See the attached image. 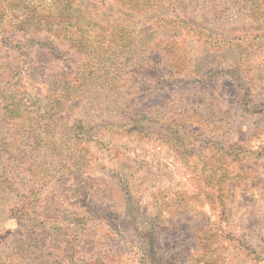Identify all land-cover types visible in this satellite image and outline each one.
Returning a JSON list of instances; mask_svg holds the SVG:
<instances>
[{
  "label": "rangeland",
  "instance_id": "1",
  "mask_svg": "<svg viewBox=\"0 0 264 264\" xmlns=\"http://www.w3.org/2000/svg\"><path fill=\"white\" fill-rule=\"evenodd\" d=\"M67 1L71 10L80 8L96 20H148L151 27L161 11L154 0H137L133 12L125 11L122 0ZM55 4L47 0L40 7L52 15ZM178 5L190 12L189 21L173 31L167 28L170 21L153 26L155 50L149 52L143 77L163 83L166 57L181 54L194 59L189 70L195 73L182 75L189 91L182 95L165 84L158 87L149 102L140 101L152 115L149 121L142 120L140 134L125 135L112 128L124 123L118 118L126 100L117 97L122 93L85 83L57 115L59 136L52 142L55 152L65 154L66 145L80 140L70 148L74 157L82 151L79 165L85 164L75 174L46 151L39 158L50 160L48 167L27 169L35 154L21 153V158L11 152L18 137L13 127L19 128L22 119H10L2 107L0 171L6 175L0 192L8 187L13 195H0V264H264V0H183ZM46 23L47 17L28 24V40L16 37L21 46L16 38L0 37V88L12 91L20 79L19 93L27 99L25 83L32 74L31 93H39L38 104L41 97L59 96L61 76L78 63L84 67L90 44L95 49L86 55L94 67L102 59L99 44L108 38L92 36L88 44L73 45L72 38H82L67 24L48 32ZM13 25L0 26V32L22 29ZM91 30L96 33L98 27ZM42 33L52 35L57 47ZM22 49L25 63L14 70L13 56ZM119 69L127 83L130 70ZM80 128L83 137L74 136Z\"/></svg>",
  "mask_w": 264,
  "mask_h": 264
},
{
  "label": "trees",
  "instance_id": "2",
  "mask_svg": "<svg viewBox=\"0 0 264 264\" xmlns=\"http://www.w3.org/2000/svg\"><path fill=\"white\" fill-rule=\"evenodd\" d=\"M37 1L38 0L1 1L0 26H5L7 24L10 25L12 23L14 24L13 26H19L22 29L17 30L16 27L15 29L12 27L7 33H5L3 27L0 32V37L5 38L6 40L19 37L24 38L23 41H26L31 36L29 34L26 35V32H31V29L26 26L30 23L41 20V18L45 20V17H47L46 30L48 32H51V29L56 30L58 27L67 24L66 29L73 30L74 32L78 33V35L82 38V41H77L72 38L71 43L73 42V45L78 43L80 45L81 43L88 44V38H91L92 36L98 37L103 35L104 37L108 38H106L103 42L101 41L99 44V46H101L102 59L97 62L94 67H92V63L95 64V61L93 58L88 60L86 54L93 53L96 45H87L89 48L86 49V54L83 57V59L86 60V62L82 64L84 67L79 66L78 63L74 66L72 72L66 75L63 74L61 76L64 78L62 81L63 87L60 89L59 96L56 98L41 97L42 99L39 104L35 102L34 100L37 99L39 93H31L32 84L34 82V79H31L33 76L32 74L29 75L27 79L28 82L25 83L27 90H30L27 99L24 98V94H21V92L19 93V90L22 87V82L20 79H18L16 84L13 86V90L16 89L14 92L13 90L11 91L9 89L5 90L2 87L0 88V110H2V107L5 108V113L8 117H10V119H22V123L20 122L19 128L16 126L13 127V130H17L18 137L20 138L17 137L14 139L12 144L13 149H11V152L18 154L17 156L21 158L24 157L21 153L27 152H29V156H32L33 154L36 156L32 161H29L30 164L24 165L27 169L36 171L39 169V166L48 167L50 160H44V156L39 158L40 153L45 151L53 155L56 154V157H59V163H57V165H62L64 168L68 167V169L74 170L73 172L68 170V173H74L75 169L79 170L80 166H85V164L79 165V161L82 159V151L80 149H78V153L76 151V157L72 156L73 154L71 149L76 143L80 144V140H75V142L73 141L70 146L69 144L66 145L65 154L62 151L61 154L60 151L55 152L56 149L54 146L56 145H54L52 142H55L59 136L57 135L56 130L59 129L57 125L61 120L59 117H57V115L61 113L63 108H65V104L68 99H71L73 95H75V93L81 89V87L86 86L87 84L85 83L88 81L94 85L98 84L96 86L108 94L110 92L122 93L117 97L119 100H121L123 97L126 100L122 101L120 104V115L118 118L121 116L124 120V123L116 122L112 125V128H116V130L119 132H124L123 134L125 135L140 134L143 126H145L142 120L146 119L149 121V118L152 115L151 113H145V111L140 107V101L149 102L150 98L153 97L154 91H156L158 87L165 84L167 89H178L182 95H184V92L186 94L187 91H189L188 84H190V82H183V80H186L185 78L187 77H183L182 75H184V73H188V78H191V76L195 73L194 70H189L194 64V59L192 58V61L186 60L187 58L182 57L181 54H178L174 57H166V64L164 65L165 67H169V70H164L165 73L161 74L163 83L158 82L155 84L154 80L143 77L145 75L143 72L144 65L146 62H150V59L147 58L151 55L149 52L151 50H155L154 37L151 36L154 32L153 26L155 25L157 27V25H162V22L164 21H170L171 25L167 26V28H169L168 31H173L178 26H182L183 23L189 21L187 17L190 16V12L186 10L180 11V7L178 5V3H182L183 0H174L176 3L173 4H169L171 0H150L153 1L152 3L161 7V11L158 13V17L155 18L152 27L150 26L151 22H147L148 20H146L145 23L139 21V24L133 23L129 19L113 20L112 18H103L100 19L101 21L96 20V18L93 19L85 12H82V10H79L80 8H78L76 11L71 10L69 7H67L70 6L68 4L69 1L67 0H57V4H55L53 7L56 13L51 15L46 9H42L40 7L42 6V3L47 2V0L40 2ZM122 2L126 5V7L124 6L126 9L125 11L133 12V9H136L137 0H122ZM189 5L192 6V3ZM20 7H27L28 10L21 11V9H19ZM143 23L144 26H142ZM95 25L98 27V31L96 33L91 30ZM23 30L25 31L24 35H22ZM4 34H9L11 37ZM63 34H68L70 37H72L66 30L63 31ZM42 35L45 36L46 40H51L52 44L57 47L56 40L52 39V35H46L44 33H42ZM165 36L167 37V35ZM120 37L123 41L120 39ZM133 39H136V43H130V41ZM162 39L165 40L166 38L162 37ZM18 40L19 39L16 38V41L20 44L19 46H21L22 41ZM32 40L36 41L35 39ZM42 40L43 39L40 41ZM163 40H158L157 42L164 43ZM68 43L71 44L70 42ZM126 43L129 44L128 47L125 45ZM70 48L72 49V46ZM23 50L24 49L15 51V56H13L14 63H12L14 70H18L19 67L25 63L22 60V57L26 56V53H24ZM76 51L77 50H75V52ZM122 52H124V54H122ZM123 57L124 63L121 64ZM39 58L40 57L38 56L36 57V59ZM53 60L55 59L53 58ZM195 64H197L198 70H201L202 64L200 61H197ZM77 65L78 67H81V71L79 72L76 71ZM118 67H124L130 70V72L127 74L130 76L127 83H124L120 69L116 71V68ZM178 68L180 69V72L178 71ZM165 76H169L167 81L165 80ZM172 76H180V78L175 79L172 78ZM73 82H76L77 86H75V84L70 86ZM5 85H8V83H5ZM137 88L139 92L136 94L134 90ZM195 89L196 88H192V90ZM6 93L9 94L8 97L4 95ZM29 102H32V104H29ZM55 104H57L58 107L52 108ZM73 123L79 126L81 120L76 119ZM4 125L9 126L8 121ZM80 130H82L80 133H76L75 131L74 136L76 135L78 137H83L82 132L84 129L80 128ZM66 136L68 137L71 135ZM5 146V144L2 145V147ZM70 159H72V161ZM3 174L4 176L6 175L5 172L2 173L0 171V180ZM69 178L70 180L73 179V177ZM0 195L2 198H4L13 194L11 189L7 187L2 188Z\"/></svg>",
  "mask_w": 264,
  "mask_h": 264
}]
</instances>
